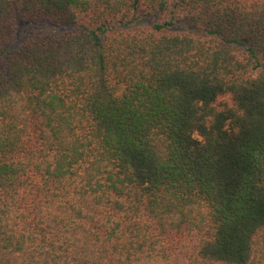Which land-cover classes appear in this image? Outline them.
Instances as JSON below:
<instances>
[{"label": "trees", "instance_id": "16d2710c", "mask_svg": "<svg viewBox=\"0 0 264 264\" xmlns=\"http://www.w3.org/2000/svg\"><path fill=\"white\" fill-rule=\"evenodd\" d=\"M0 264H264V0H0Z\"/></svg>", "mask_w": 264, "mask_h": 264}, {"label": "rangeland", "instance_id": "374dc122", "mask_svg": "<svg viewBox=\"0 0 264 264\" xmlns=\"http://www.w3.org/2000/svg\"><path fill=\"white\" fill-rule=\"evenodd\" d=\"M171 18V15H167V16H163V17H156L153 14L150 15H145L143 16L139 21H137L133 27H143V28H151V26L156 23V22H164L165 20H168ZM190 28V25L183 21L182 19H180L178 22L175 23V25L173 27H171L170 30H175V31H183V30H187ZM22 33V28L19 30V35Z\"/></svg>", "mask_w": 264, "mask_h": 264}]
</instances>
